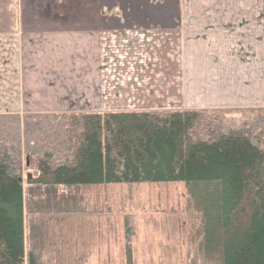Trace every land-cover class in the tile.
<instances>
[{
    "label": "crops",
    "instance_id": "0c3cea01",
    "mask_svg": "<svg viewBox=\"0 0 264 264\" xmlns=\"http://www.w3.org/2000/svg\"><path fill=\"white\" fill-rule=\"evenodd\" d=\"M261 105L264 0H0V112ZM26 177V252L39 257L55 252L44 247L66 226L48 229L39 217H67L37 213L38 199L53 193L65 205L107 188ZM76 253L73 262L91 261Z\"/></svg>",
    "mask_w": 264,
    "mask_h": 264
},
{
    "label": "trees",
    "instance_id": "16d2710c",
    "mask_svg": "<svg viewBox=\"0 0 264 264\" xmlns=\"http://www.w3.org/2000/svg\"><path fill=\"white\" fill-rule=\"evenodd\" d=\"M25 169L41 186L183 182L191 264H264V106L0 112V264H40L26 252ZM49 196L37 213L104 212Z\"/></svg>",
    "mask_w": 264,
    "mask_h": 264
},
{
    "label": "rangeland",
    "instance_id": "374dc122",
    "mask_svg": "<svg viewBox=\"0 0 264 264\" xmlns=\"http://www.w3.org/2000/svg\"><path fill=\"white\" fill-rule=\"evenodd\" d=\"M227 113L238 115V112ZM27 159L24 156L25 167ZM33 172V169H25L24 177L29 173L33 175ZM91 185H105L107 188H101L99 191L94 188L89 193L84 191L81 198L68 199L65 205L86 210L102 209L104 212L101 215L69 214L65 215L67 218L40 216L39 220L45 222L47 227L50 225L58 229L63 223L66 226L56 232L58 241L52 244L54 247H44V251L51 249L55 252L40 257L36 255L35 261L40 264L198 263L197 243L191 240V222L194 218L192 212L187 209L188 195L183 182L135 184L122 182ZM28 207L32 208L33 204L28 203ZM75 215H82V218ZM87 219L89 226L86 227V223L81 228L75 225L76 222ZM31 223L27 220V225L30 226ZM94 223H97L96 229ZM73 224L75 227L70 229ZM46 233V241L51 242L55 233L51 230H46ZM67 244L73 248V251L56 252L58 247L62 248L63 245L67 247ZM76 251V255L79 251L80 259L85 258L84 255H89L91 261L73 262ZM42 260L47 261L41 262Z\"/></svg>",
    "mask_w": 264,
    "mask_h": 264
},
{
    "label": "water",
    "instance_id": "95a60500",
    "mask_svg": "<svg viewBox=\"0 0 264 264\" xmlns=\"http://www.w3.org/2000/svg\"><path fill=\"white\" fill-rule=\"evenodd\" d=\"M28 176H29V177H31V176H32V174H30V173H29V174H28Z\"/></svg>",
    "mask_w": 264,
    "mask_h": 264
}]
</instances>
